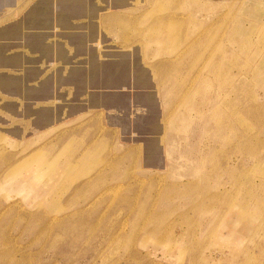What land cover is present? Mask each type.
<instances>
[{"label": "crops", "instance_id": "crops-1", "mask_svg": "<svg viewBox=\"0 0 264 264\" xmlns=\"http://www.w3.org/2000/svg\"><path fill=\"white\" fill-rule=\"evenodd\" d=\"M141 1L149 6L0 0V129L26 149L10 167L26 209L74 181L95 187L166 167V102L184 97V83H199L200 67L240 78L235 69L246 66L247 46L241 9L255 28L263 23L260 0ZM245 213L238 240L264 258V199Z\"/></svg>", "mask_w": 264, "mask_h": 264}, {"label": "rangeland", "instance_id": "rangeland-1", "mask_svg": "<svg viewBox=\"0 0 264 264\" xmlns=\"http://www.w3.org/2000/svg\"><path fill=\"white\" fill-rule=\"evenodd\" d=\"M260 1L262 27L241 9L247 46L246 66L235 69L240 78L229 81L223 68L212 77L200 67L199 83H184V97L166 102L170 136L162 169H136L88 188L74 181L28 210L10 168L26 149L0 129V264H264L254 257L255 245L237 234L241 215L264 199ZM232 22L243 31L239 19Z\"/></svg>", "mask_w": 264, "mask_h": 264}, {"label": "bare ground", "instance_id": "bare-ground-1", "mask_svg": "<svg viewBox=\"0 0 264 264\" xmlns=\"http://www.w3.org/2000/svg\"><path fill=\"white\" fill-rule=\"evenodd\" d=\"M138 1V0H137Z\"/></svg>", "mask_w": 264, "mask_h": 264}]
</instances>
